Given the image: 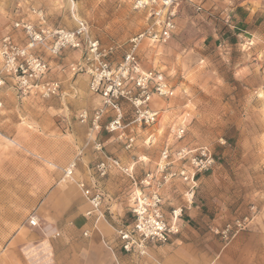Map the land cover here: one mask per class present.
<instances>
[{"label": "rangeland", "instance_id": "1", "mask_svg": "<svg viewBox=\"0 0 264 264\" xmlns=\"http://www.w3.org/2000/svg\"><path fill=\"white\" fill-rule=\"evenodd\" d=\"M40 13L52 30L83 25L85 31L78 49L54 53L49 39L31 50L47 65L45 83L59 84L55 97L40 89L22 94L0 56V264H149L156 253L186 245L200 248L211 264H264V0H0V43L11 36L26 46L28 37L14 24L38 27ZM169 18L174 29L163 41ZM136 38L141 70L161 72L175 93L150 101L160 114L150 127L121 101L124 132L134 138L127 148L118 132L105 130L114 109L105 110L91 84L101 64L117 70L125 62ZM176 128L185 130L180 139ZM165 147L172 156L206 148L215 164L196 174L192 204L188 185L178 180L158 191L157 209L180 233L165 244L136 236L127 252L120 230L135 235L141 206L147 217L156 216L154 186L165 175L159 169ZM108 158L119 159L121 169L100 178L97 165ZM148 174L155 178L150 186L143 183ZM96 195L98 210L90 204ZM87 220L94 227L88 235ZM55 225L64 241L45 251L39 239L47 240ZM30 248H36L31 256ZM87 249L90 258L82 255Z\"/></svg>", "mask_w": 264, "mask_h": 264}, {"label": "built area", "instance_id": "2", "mask_svg": "<svg viewBox=\"0 0 264 264\" xmlns=\"http://www.w3.org/2000/svg\"><path fill=\"white\" fill-rule=\"evenodd\" d=\"M156 14H159L158 12ZM159 16V15H157ZM15 29H22L28 37L26 46H20L16 43L11 36H7L0 43V56L3 59L4 70L12 76L22 94L31 93L34 89H40L44 97H55L60 93V86L57 82L45 83L44 78L47 71V65L40 58L34 56L31 50L39 45L47 44V41L54 40V53H57L64 48L78 49L81 47L79 36H81L85 27L82 25L77 31L66 32L64 30H52L46 26V20L43 14H39V25L34 26L31 23L16 22ZM174 29V22L169 18L162 33L163 41H167ZM138 38L132 40L134 42L132 50L127 53L125 62L120 65L116 70L109 68L108 64H101V71L93 77L91 89L95 94H101L104 99L105 110L107 107H113L114 116L112 120L105 126V130L109 133L118 132V139L124 142H129L127 148H131L134 138H128L124 132V114L121 109V101H129L135 109V114L138 121L145 127H150L156 124L160 118L158 110L150 107L149 103L153 97L159 99H168L174 96L175 90L170 86L166 77L161 72H145L142 71L138 65L135 50L137 48ZM91 53L98 51V43L90 44ZM84 67V66H83ZM80 68V70L83 69ZM74 69H78L74 67ZM104 115V110L96 111L93 119V127L95 130L100 129L98 124ZM82 122H87L89 119L88 112L84 111L80 115ZM175 134L177 139H180L185 130L176 128ZM99 144L97 149H100ZM172 159V162L170 161ZM179 162L176 168L172 165L174 162ZM215 159L206 148H198L196 150H187L186 148L180 149L175 155L169 147H165L162 152L161 166L159 167L161 173H164L162 181H158L153 194V206L158 208L161 200L158 191L164 185L169 184L172 180H178L188 185L189 189L185 194L190 204L193 203L195 195L194 178L197 173L206 172L213 167ZM190 165L191 168L187 167ZM112 167L121 169L119 159L108 158L101 161L97 165V173L100 178L109 174ZM153 174H148L143 181L147 186L154 180ZM84 188V184H81ZM90 190L85 189V194L90 195ZM90 204L94 210H98L101 206V197L99 195L91 198ZM146 208L140 207L137 212L138 218L136 222L135 235L126 231L120 230L119 237L123 243L125 251L130 252L133 249V243L136 242L135 237L138 236L141 242H153L165 244L169 242L173 235L180 233L178 224L170 226L162 218L159 210L156 211V216L147 217L145 214ZM181 212V209L179 210ZM91 213V212H90ZM88 213V214H90ZM30 225L36 227L38 220L33 218ZM229 228L223 233L227 234ZM144 252L142 251L141 254Z\"/></svg>", "mask_w": 264, "mask_h": 264}, {"label": "crops", "instance_id": "3", "mask_svg": "<svg viewBox=\"0 0 264 264\" xmlns=\"http://www.w3.org/2000/svg\"><path fill=\"white\" fill-rule=\"evenodd\" d=\"M82 208H87V205H84ZM51 228L54 231V232L51 231V234H49L50 235L49 237H51V239L49 237L47 240L45 238L41 240L39 239V242H41L40 244L41 248H45L44 246L45 244L49 246V244L54 243V242L63 243L64 240L62 237L60 238V236H55V233L60 232L62 227L59 225H55V226H51ZM82 228L89 229L87 233L88 235L90 230L94 229L93 221L87 220L86 222L82 224ZM69 229H70V226L66 225L65 230L69 231ZM67 241L65 243H67ZM90 253L91 251L87 249L85 250V252L83 251L82 255L83 257L90 258ZM152 258H154L155 261H153ZM157 258L159 259V261L158 260L156 261ZM147 263L149 264H211V260L207 256H202L200 248L195 247L193 245H186V246L179 248L178 250L166 251L165 253H160V254L156 253L155 255L151 257V259L147 260Z\"/></svg>", "mask_w": 264, "mask_h": 264}, {"label": "bare ground", "instance_id": "4", "mask_svg": "<svg viewBox=\"0 0 264 264\" xmlns=\"http://www.w3.org/2000/svg\"><path fill=\"white\" fill-rule=\"evenodd\" d=\"M68 172H69L70 174H72V171H71V170H68ZM44 246H45V248H44L45 251H48V245L45 244ZM35 249H36V248H35ZM35 249H34V248H32V249L30 248V249H28V251L26 250V254H27V255H30V256L33 255L34 252L36 253V250H35ZM43 251H44V250H43ZM48 254H49V253H48ZM27 255H26V256H27ZM48 259H49V258H48ZM48 261H50V260H48ZM33 264H34V263H33Z\"/></svg>", "mask_w": 264, "mask_h": 264}]
</instances>
